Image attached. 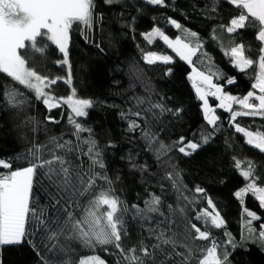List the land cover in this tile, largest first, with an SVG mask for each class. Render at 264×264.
Returning a JSON list of instances; mask_svg holds the SVG:
<instances>
[{
  "label": "trees",
  "instance_id": "trees-1",
  "mask_svg": "<svg viewBox=\"0 0 264 264\" xmlns=\"http://www.w3.org/2000/svg\"><path fill=\"white\" fill-rule=\"evenodd\" d=\"M94 2L93 26L85 31L83 25L74 24L69 30V63L60 66L57 62L62 61L63 55L55 45H51L45 56L30 66L50 78H66L70 70L71 86L60 80L52 86L51 93L56 98H67L74 88L78 98L93 102V107L88 109V116L77 120L92 129V135L103 151L106 164L103 171L111 179L114 193L128 207L125 213L128 235L122 240L123 247L125 250L132 246L139 247L143 241L151 248L157 241L149 236L148 229H163L166 237L175 240L177 252H186L184 245L192 250L193 257L188 264H196L200 250L210 246V240L193 239L195 229L191 228V224L195 223L202 231H211V239H215L222 249H227L230 264H264V247H261L259 239L260 225L264 224V208L259 206L258 200L251 193L245 194L244 203L234 195L248 183L234 166L235 160L242 162V169H247V162L251 161L255 165L257 186L264 187V153L247 145L243 135L235 132L230 112L218 107L214 110L218 120L213 131V126L208 125L201 114V101L194 93L189 79L190 65L172 52L162 40L154 38L149 44L145 39V34L156 27L169 38L181 37L185 42L191 38L182 29L195 32L203 48L191 57L192 65L206 74L219 70L223 77H214L213 82L221 85L225 92L243 97L252 90L254 69L246 72L235 69L224 54L225 49L213 39V35L222 36L226 44L229 36L234 34L221 32L220 26L226 29L230 20L236 18L242 10L226 0H165L164 6L149 5L145 0H118L112 5L105 4L104 0ZM213 2L216 4L215 11L211 10ZM169 19L177 21L182 29L168 23ZM238 32L239 35H234L235 42L244 43L246 49L251 43L252 50H246L245 55L253 58L258 65L260 45L255 42L256 32L252 29ZM192 47H195V40L192 41ZM148 51L168 54L172 61L169 64H146L143 54ZM169 68L171 73H168ZM227 78L233 79L234 83L226 84ZM12 87L26 97V103L20 107L13 108L7 103L4 93ZM210 99L213 104L217 102ZM154 104H162L172 110L180 109V112L178 115L171 112L159 115V109L152 108ZM136 112L141 115L131 118L140 127L128 131V120L122 119L121 114ZM69 114L70 109L63 104L49 111L42 101L35 99L34 94L13 82L6 74L0 73V160L11 164V169H0V174L28 166L24 157L36 145L46 146L45 159L51 158L52 150L62 154L54 144L49 143L50 138L57 137L59 143L70 141L73 148L78 147L79 159L75 155L69 158L79 166L78 171L85 179L92 175L90 161L83 155L87 145L80 144L72 135L73 128L68 123ZM235 123L253 132L264 131V118L259 116H240ZM145 130L156 137L151 150L143 138ZM209 134L208 143H203V136ZM81 135L86 137L88 133ZM180 137L198 143L200 147L191 156H184L174 149L157 160L156 149L159 145H171ZM109 143L112 147L108 146ZM132 165H136V168ZM142 165L147 166V171L139 170ZM170 165H175V168ZM169 172L174 176L179 173L180 192L166 179ZM197 186L204 190L203 195L195 192ZM107 187L103 181H97V187L90 195L79 198L81 205H86L91 195ZM50 193L56 195L57 199L62 195L57 194L56 188L45 179L43 171L38 170L30 198L31 207L54 218L56 213L51 207L53 201ZM153 194L161 199L159 211L148 213L144 219L136 216V209L131 206L137 205L143 209L145 201ZM208 199L213 201L225 221L220 229L211 228L203 220L195 219L202 209L211 211ZM169 205L172 207L169 208ZM181 208L184 209L183 213L179 211ZM245 209L259 217L252 222V227L257 231L251 235L246 228L249 218ZM75 214L79 216L81 210L76 209ZM59 215L62 223L64 214ZM26 227L30 232L34 231L35 222ZM56 230L58 225L52 223L48 231ZM225 233H229L237 243L236 248L227 243L229 237ZM65 237L66 234H61L49 241L46 234L41 233L30 239L39 246L49 264H64L65 261L79 264L81 258L93 254L99 255L107 264H117L121 259L118 254H113L117 253L115 248L109 247V251L105 252L98 247L92 251L83 248L79 241ZM45 245L52 248V251H44ZM163 247L166 252L172 251L171 245ZM61 248L65 251H61ZM181 260L182 257L172 256L165 261L163 253L155 256V264H180ZM0 264H40V261L33 248L25 243L0 246ZM147 264H152V261H147Z\"/></svg>",
  "mask_w": 264,
  "mask_h": 264
},
{
  "label": "snow or ice",
  "instance_id": "snow-or-ice-1",
  "mask_svg": "<svg viewBox=\"0 0 264 264\" xmlns=\"http://www.w3.org/2000/svg\"><path fill=\"white\" fill-rule=\"evenodd\" d=\"M117 2L118 0H104V3L108 5ZM226 2L242 11L236 18L230 20L226 29L221 25L220 31L239 35L238 30H254L256 32L255 42L260 45L258 48V65L253 58L245 55L246 50H252L251 43L246 49L244 43L235 42L234 35L229 36L226 44L222 36L213 35V39L217 40L220 46L225 49L224 54L229 58L235 69L240 72L254 69L253 79L255 82L251 84L252 90L248 91L243 97L227 94L221 85L213 82L214 77L216 79L223 77L219 70L210 71L206 74L193 68L195 77L189 76V79L193 80V87L196 89L197 96L203 101L204 119L208 125L213 126V131L218 117L213 113V109L209 107L208 96L215 97L220 101L218 107L230 112L231 123L235 128V132L243 135L245 143L264 153V131L257 130L253 132L235 123L236 118L240 116L264 118V0H226ZM146 3L164 6L165 0H146ZM211 10H216L215 2H213ZM94 16V0H0V73L6 74L13 82L18 83L34 94L35 99L42 101L49 111L60 107L62 104L70 109L68 123L73 128L72 135L76 137L80 144L87 145V150L83 152V155L88 157L90 170L92 171V175L88 176L87 179L79 173V166L69 158L70 155H75L79 159L78 147L73 148L70 141L59 143L57 137L50 138L49 143L54 144L55 148L61 150L62 153L57 154L55 150H52L50 159L44 158L45 145H36L29 149L24 157L28 166L10 170L7 174H0V246H16L28 243L36 252L40 264H49L39 246L30 237L45 233L47 240L51 241L54 237L66 234V239L79 241L83 248L92 251H95L98 247L103 248L105 252L109 251V247L115 248L117 253L113 254H118L121 258L117 261V264H147V261H152V264H155V256L158 253L164 254L165 261L171 259L172 256H177L182 257L180 264H188L193 257L192 250L184 245L183 247L187 249L186 252H177L175 240L166 237L163 229L159 231L148 229L149 236L154 237L157 241L151 245V248L141 241L139 247L132 246L125 250L122 240L128 235L125 220L128 207L114 193L111 187L112 181L103 171L106 169L103 151L92 135V129L85 127L77 120V118L88 116V109L93 107V102L90 99L76 98L74 88L72 94L66 99H57L51 93L52 86L60 80L71 86L72 76L70 70L66 78H50L47 75L38 73L30 66L36 60L42 59L47 48L51 45H55L63 53V60L57 63L60 66L68 64L69 30L74 24L83 25L85 31L90 29L94 23ZM168 23L174 25L177 29H182V26L174 19H169ZM182 31L187 37L191 38L189 42H185V39L181 37L171 40L158 27L146 33L145 39L149 44L153 42L154 38L162 40L181 60L192 63L191 57L197 55L198 51L203 48V44L199 42L195 32H189L187 29H182ZM193 40H195V47H192ZM24 53H28V55L26 56ZM143 60L149 65H153L157 61L169 64L172 57L148 51L143 54ZM257 67L258 70H255ZM171 71L169 68L168 73H171ZM233 83V79H226V84L231 85ZM4 95L10 107H20L26 103L24 94L15 87L9 88ZM138 103H143V101H138ZM233 105H239L242 110H234ZM152 108L159 109V115H163L165 112L178 115L180 112V109H167L162 104H154ZM140 115L139 112L121 114L122 119L128 120V131H135L140 127L137 121L131 118ZM49 119L51 118L49 117ZM82 133H88V135L83 137ZM143 138L147 141L151 150L156 140L155 135L149 130H145ZM209 139L210 134L203 136V143H208ZM108 146L112 147L110 143ZM199 147L200 144L185 141L184 137H180L178 141L171 145L161 143L159 148L156 149V158L160 160L162 156L168 155L174 149L184 156H191ZM247 164V169H242V162L235 160L234 166L240 170V175L248 183L236 191L234 195L241 203H244L245 194L251 193L258 200L259 206L264 208V187L257 186L254 178L255 165L251 161H248ZM170 166L173 169L175 168V165ZM132 167L135 169L136 165H132ZM0 169H11V164L0 160ZM38 170L43 171L45 179L49 181L52 187L56 188L57 194H62L59 199L56 195L49 194L51 201H53L51 207L56 213L54 218L31 207L30 198L34 177ZM139 170L145 172L147 166L142 165ZM73 172H75V176ZM178 177V172L175 176L172 172L166 175V179L172 182V187L180 192ZM97 181H103L108 187L101 188L95 195H91L87 204L82 206L79 198L85 197L86 194L90 195L97 187ZM195 192L204 194V190L199 186L195 188ZM160 203V197L153 194L149 200L145 201L143 209L137 205L131 207L136 209V216L144 219L148 213L158 212ZM207 204L211 211L202 209L197 213L195 219L197 221L203 220L204 224L209 225L211 228H222L225 221L216 210L213 201L208 199ZM171 207L169 205V208ZM76 209L81 210L79 216L75 214ZM179 211L183 213L184 209L181 208ZM245 212L249 218L246 222V228L249 235H251L257 231L256 228L252 227V222L258 220L259 217L256 213L247 209H245ZM60 213L64 214L62 223ZM33 221L35 222V230L30 232L26 226ZM52 223L58 225V230L49 232L48 229ZM191 228L195 229L194 240H210V246L200 250L196 264H230V253L226 248L222 249L215 239H211V231H202L195 223L191 224ZM225 235L229 237L227 243L232 248H236L238 245L231 238V235L229 233H225ZM259 239L261 247H264V224L260 225ZM164 245H171L172 251L170 253L166 252ZM44 251L51 252L52 248L45 245ZM61 251H65V249L61 248ZM64 264H72V262L65 261ZM79 264H107V262L99 255L93 254L81 258Z\"/></svg>",
  "mask_w": 264,
  "mask_h": 264
},
{
  "label": "rangeland",
  "instance_id": "rangeland-1",
  "mask_svg": "<svg viewBox=\"0 0 264 264\" xmlns=\"http://www.w3.org/2000/svg\"><path fill=\"white\" fill-rule=\"evenodd\" d=\"M146 1V0H145ZM169 39H171V38H169ZM171 40H175V39H171ZM163 42V41H162ZM167 45V44H166ZM170 50H172L171 48H170ZM173 52V51H172ZM156 54H158V55H168V54H162V53H157V52H155ZM175 53V52H174ZM176 54V53H175ZM62 55H63V53H62ZM177 55V54H176ZM170 56V55H169ZM178 56V55H177ZM64 58V57H63ZM63 60V59H62ZM157 62H160V61H157ZM187 62V61H186ZM161 63V62H160ZM188 63V62H187ZM189 65H190V67H191V70H190V75L189 76H193V77H195V73L193 72V68H195L193 65H192V63H188ZM196 69V68H195ZM197 70V69H196ZM197 71H199V70H197ZM191 83L193 84V80L191 79ZM194 93H196V89L194 88ZM227 93V92H226ZM72 94V92L69 94V95H71ZM227 94H229V93H227ZM68 95V96H69ZM196 95H197V93H196ZM229 95H231V94H229ZM67 96V97H68ZM234 96V95H233ZM237 97V96H236ZM76 98H78L77 96H76ZM210 98H213V99H215V101H217L215 104H213V103H211L212 101H211V99ZM57 99H60V98H57ZM64 99H66V97L64 98ZM207 100H208V104H209V107L210 108H212L213 109V113L215 114V108L216 107H218V105H219V103H220V101L219 100H217L215 97H212V96H208L207 97ZM201 101V100H200ZM219 108V107H218ZM222 109V108H221ZM233 109L234 110H236V111H240V110H242L241 108H240V106L239 105H233ZM201 110H202V113L201 114H203L204 115V109H203V101H201ZM224 110V109H223ZM227 112V111H226ZM216 115V114H215ZM263 187V186H262Z\"/></svg>",
  "mask_w": 264,
  "mask_h": 264
},
{
  "label": "crops",
  "instance_id": "crops-1",
  "mask_svg": "<svg viewBox=\"0 0 264 264\" xmlns=\"http://www.w3.org/2000/svg\"><path fill=\"white\" fill-rule=\"evenodd\" d=\"M257 94H258V90H257Z\"/></svg>",
  "mask_w": 264,
  "mask_h": 264
}]
</instances>
